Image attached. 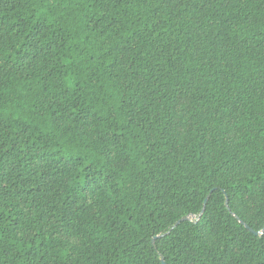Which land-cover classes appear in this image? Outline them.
I'll return each instance as SVG.
<instances>
[{
    "label": "trees",
    "instance_id": "1",
    "mask_svg": "<svg viewBox=\"0 0 264 264\" xmlns=\"http://www.w3.org/2000/svg\"><path fill=\"white\" fill-rule=\"evenodd\" d=\"M0 264H264V0H0Z\"/></svg>",
    "mask_w": 264,
    "mask_h": 264
},
{
    "label": "rangeland",
    "instance_id": "2",
    "mask_svg": "<svg viewBox=\"0 0 264 264\" xmlns=\"http://www.w3.org/2000/svg\"><path fill=\"white\" fill-rule=\"evenodd\" d=\"M193 219V218H192Z\"/></svg>",
    "mask_w": 264,
    "mask_h": 264
},
{
    "label": "water",
    "instance_id": "3",
    "mask_svg": "<svg viewBox=\"0 0 264 264\" xmlns=\"http://www.w3.org/2000/svg\"><path fill=\"white\" fill-rule=\"evenodd\" d=\"M206 203V202H205Z\"/></svg>",
    "mask_w": 264,
    "mask_h": 264
}]
</instances>
